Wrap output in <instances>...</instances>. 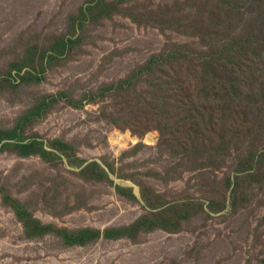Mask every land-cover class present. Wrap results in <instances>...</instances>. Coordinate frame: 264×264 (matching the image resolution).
<instances>
[{"label":"rangeland","instance_id":"374dc122","mask_svg":"<svg viewBox=\"0 0 264 264\" xmlns=\"http://www.w3.org/2000/svg\"><path fill=\"white\" fill-rule=\"evenodd\" d=\"M94 1L0 0V133L17 132L0 136V264H264V38L251 36L264 35V0H230L218 33L196 25L217 6L223 15L220 0H120L103 17ZM60 36L73 42L44 82L11 72ZM231 39L259 59L257 74L214 103L234 76L194 69ZM165 50L174 65L162 91L152 71L133 93L81 109L66 97L25 121L44 97L81 101ZM82 232L86 243L69 245Z\"/></svg>","mask_w":264,"mask_h":264},{"label":"trees","instance_id":"16d2710c","mask_svg":"<svg viewBox=\"0 0 264 264\" xmlns=\"http://www.w3.org/2000/svg\"><path fill=\"white\" fill-rule=\"evenodd\" d=\"M120 0H114V1H108V0H95L96 7L90 6V10L92 12H97L96 15L103 17L105 14H109V10L111 8L118 7V2ZM227 4H224L223 0H220L219 9H222L224 12L221 17H219L218 14V6H217V16H207L209 20V23L206 25H203L201 27L196 25V29H206L209 32H216L218 33V30L216 26L223 25L226 26L228 20H230V15L227 14L229 12L230 6L232 5V2L230 0H227ZM251 2L252 0H247ZM169 11H167V15H170L172 13L178 14L181 10H183V7L180 5H173L171 7H168ZM87 6L81 9V12L83 14H86ZM80 12V13H81ZM203 15V11L199 10L198 8H195L193 18H199V21L201 20V17ZM83 20V19H82ZM80 20V22L82 21ZM198 21V22H199ZM79 22V23H80ZM78 24V23H77ZM76 24V25H77ZM173 27V26H171ZM176 29V28H171ZM251 36L254 37H261L264 38V35L260 33L259 30H256ZM232 43H237V46H234L232 43L225 44L226 46L224 49H227V54L222 53L220 50L218 53H214V50L211 49L210 53L206 56H203L198 59V68H195L194 70L201 74V72H207L215 74L218 71V75H224L227 77V75L234 76V80H236V86L234 88L229 86H224L225 89H221L219 92L213 94L212 97H210L211 101L216 103L219 101H228L229 98H237L238 96V88L248 77L250 73L257 74L256 69V61L259 60L256 57H250L249 59H246L244 56V53L247 51L246 47L241 45V41H237L236 39L230 40ZM73 39L69 38V40H66L65 36H60L56 40V42L50 47L52 52L49 51H40L38 55L31 54V48L28 50V53L26 55V59L23 60L24 63L15 65L11 70L17 71L19 74V77L22 78L23 84L29 85V84H40L44 82L46 79V73L49 70H52L54 66L57 64V62L63 61L64 58L67 56V51L69 49V44H72ZM174 53L171 51L165 50L160 54L151 56V59L144 65L137 69V71L134 73L132 72L127 78H125L122 81L117 82V84H111L108 87H104L98 91V93H89L86 95L81 101H75L71 99L68 94L62 93L61 95L56 96H49L44 97L42 100H40L32 109L26 112L25 114V121H28L30 119L36 120L42 118L40 117V114L50 110L54 106L58 105L61 100L67 97V105L70 107H74L77 109H81L85 106V104H96L98 98H104L106 97L107 93H115L118 94H125V92L133 93L135 90L133 86L135 85V82L138 78H142L144 76H149L152 71H156V83H157V90L162 87V81L164 80L165 76L167 75V71L171 70V67L174 65ZM262 59L264 61V54L262 56ZM37 60V63H36ZM28 63H31V67L33 70H26L24 74L22 72L24 71L26 65ZM25 65V66H24ZM10 72V73H11ZM234 99V100H235ZM48 110V111H49ZM47 111V112H48ZM24 127L21 128L23 130ZM0 136L2 138L7 137L9 140L14 139L17 136V132H8V133H0ZM34 147L36 144H33ZM22 154L25 156H28V153H24V151H21ZM30 214V213H29ZM31 215V214H30ZM29 215V216H30ZM27 217V214H26ZM29 222V221H27ZM37 224L40 227L41 234H54L58 237L65 238L69 235L68 231H58L55 229V227H48L44 226L37 222ZM153 229V226H149L148 231H151ZM87 231V230H85ZM90 232V231H89ZM88 234L90 236L91 234L88 232H82L78 234V237H68L69 245H82L85 244V234ZM93 233V232H92ZM43 235V236H45ZM125 236V232H116V233H109L107 235L108 240H114L116 238H122Z\"/></svg>","mask_w":264,"mask_h":264}]
</instances>
